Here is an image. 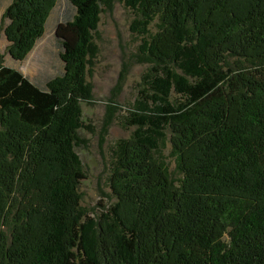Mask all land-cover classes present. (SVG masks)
Wrapping results in <instances>:
<instances>
[{"label": "trees", "instance_id": "obj_1", "mask_svg": "<svg viewBox=\"0 0 264 264\" xmlns=\"http://www.w3.org/2000/svg\"><path fill=\"white\" fill-rule=\"evenodd\" d=\"M65 1L61 75L38 84L0 62V264H264V0H122L153 67L135 131L117 144L116 203L96 223L80 205L74 148L110 0ZM58 2L9 4L15 62Z\"/></svg>", "mask_w": 264, "mask_h": 264}, {"label": "rangeland", "instance_id": "obj_2", "mask_svg": "<svg viewBox=\"0 0 264 264\" xmlns=\"http://www.w3.org/2000/svg\"><path fill=\"white\" fill-rule=\"evenodd\" d=\"M12 0H0V62L21 71L35 83L63 72L59 47L54 39L56 25L70 19L73 10L65 0H59L50 15L44 37L24 62H15L8 54L4 28L8 23L4 13ZM103 6L100 21L94 33L95 54L89 61L87 83L91 99L81 103L82 127L78 130L80 142L74 148L78 155L84 179L79 192L80 205L96 223L99 216L116 203L111 190V177L115 167L116 149L120 140L130 138L135 127L130 123L138 112L143 98L140 92L147 88V76L153 65L145 59V47L131 26L137 12L122 0H110ZM151 31H156L155 24ZM173 97H177L173 94ZM139 113V112H138ZM167 142L163 151L173 179L180 174Z\"/></svg>", "mask_w": 264, "mask_h": 264}]
</instances>
